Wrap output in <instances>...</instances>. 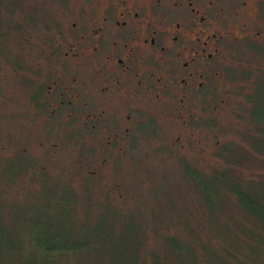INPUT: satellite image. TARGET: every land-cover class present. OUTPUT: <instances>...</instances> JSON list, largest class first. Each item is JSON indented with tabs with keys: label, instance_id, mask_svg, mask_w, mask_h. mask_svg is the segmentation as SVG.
<instances>
[{
	"label": "rangeland",
	"instance_id": "obj_1",
	"mask_svg": "<svg viewBox=\"0 0 264 264\" xmlns=\"http://www.w3.org/2000/svg\"><path fill=\"white\" fill-rule=\"evenodd\" d=\"M75 1L0 0V264H50L35 248L44 236L66 237L63 244L73 246L52 264H259L264 247L245 256L249 243L241 239L251 234L239 228L252 223L241 195L264 196V0L258 16L253 12L261 34L229 50L195 137L180 119L159 116L156 125L146 120L134 146L115 151L33 104L34 86L50 68L49 48L75 14ZM195 165L207 174L198 175ZM68 177L71 190L60 182ZM217 189L226 196L219 214ZM107 197L124 206L82 207ZM122 209L133 217L115 222ZM167 235L189 240L195 255L183 244L187 254L172 258ZM227 246L241 259L228 256Z\"/></svg>",
	"mask_w": 264,
	"mask_h": 264
},
{
	"label": "flooded vegetation",
	"instance_id": "obj_2",
	"mask_svg": "<svg viewBox=\"0 0 264 264\" xmlns=\"http://www.w3.org/2000/svg\"><path fill=\"white\" fill-rule=\"evenodd\" d=\"M75 2L33 104L112 151L134 146L159 116L180 119L194 138L229 50L261 34L260 0Z\"/></svg>",
	"mask_w": 264,
	"mask_h": 264
},
{
	"label": "trees",
	"instance_id": "obj_3",
	"mask_svg": "<svg viewBox=\"0 0 264 264\" xmlns=\"http://www.w3.org/2000/svg\"><path fill=\"white\" fill-rule=\"evenodd\" d=\"M55 39L56 37H54V42H55ZM7 40V39H5ZM53 43V42H52ZM36 93V92H34ZM33 93V94H34ZM258 151H260L258 149ZM220 154H222V152L220 151ZM190 166H193V163L191 162H188V163H184L183 164V167L185 169H190L192 167ZM196 166V170L198 171V175H204L207 174V170L203 169V168H200V165H195ZM195 168V167H194ZM219 171V168H215ZM85 170V173L88 174L87 177H89V179H95V171H88L86 169ZM217 171V172H218ZM211 172V176H217V172L214 171H210ZM76 173H79V172H76ZM84 173V172H83ZM84 173V174H85ZM94 173V174H93ZM71 178H74L75 177H71ZM71 178H66L65 181H60L62 182L65 186L69 187L70 190L73 188V185L72 184H75V182H73V180H71ZM56 181V180H55ZM83 188H90V186L87 184V185H84L82 187ZM63 189L60 187L59 188V192H62ZM217 197H218V201H217V206L215 207V209L218 208V210L216 211L217 214L221 213L223 210V208H226V205L225 207L221 206L220 207V200H222L224 203L226 202L224 199H226V196L225 197H222V190L220 189H217L215 191ZM228 195V194H227ZM237 195V194H236ZM254 194L251 193V190L250 192H244L242 195H241V198H240V202L244 201L246 202L247 201V204L244 206V208L246 209L245 210V213H246V216H247V223L248 221L251 220V225L250 227L247 229V228H244V227H241L239 228L241 232H244L247 234V232L249 231V233L251 234V238L250 237H244L241 239V244H245L248 242L249 243V249H248V252L245 254V256H251L252 255V252L257 251L258 249V246L259 248L260 247H264V218L261 219V222H257L254 218L256 217L258 219V217L260 216V213L264 215V196H260L259 200H255V197L253 196ZM235 196V195H234ZM253 196V197H252ZM110 197H107V198H102V199H86L83 203H82V207L85 208L86 210H88L89 208H91L92 206H100L103 202H108L110 205L111 204H115L118 205V206H124L123 204H118L117 203V198H114V197H111V199H109ZM253 199V200H252ZM104 200V201H103ZM109 200V201H108ZM122 200V199H121ZM93 201H96L95 204H93ZM113 203H111V202ZM223 203V204H224ZM242 204V203H241ZM243 205V204H242ZM220 207V208H219ZM247 207V208H246ZM243 208V207H242ZM243 208V209H244ZM257 210V211H255ZM119 215L118 217L117 216H114V220L115 222H119V220L122 218V217H126L128 216L129 218L130 217H133V213L132 211H128V210H125V209H122V211L120 210L119 212H117ZM216 214V215H217ZM90 216V215H89ZM98 213H95L93 215V217H98ZM137 216V215H135ZM214 216V215H213ZM138 217V221L141 222V219H140V216H137ZM253 217V218H252ZM249 218V219H248ZM260 218V217H259ZM254 219V222L252 221ZM246 223V222H245ZM247 225V224H246ZM251 229V230H249ZM190 231H195L194 228H190ZM238 231V230H237ZM232 233H234L233 231H231ZM237 233V232H235ZM239 235V234H238ZM248 238H250V240H248ZM68 238H63V236H58V237H55V238H51V237H48V236H44V237H40V239H37V244H35V248H36V252H40V253H45L46 255V259H49L48 262L50 264H52V262L54 260H57V259H61L63 256H61L62 254L66 253L68 250H70L73 246L72 245H67V244H63L64 243V240H66ZM245 240V241H244ZM163 242H164V245L165 247L167 248V250L170 251L171 249V254H172V258L174 257L175 259L177 257H175V253H177V251H179V253L182 252L181 256H183L184 254H187V251L186 249H183V244H185L186 246H188L189 248V254L191 253L192 256L193 255V252H192V249H193V246H192V243L189 241V240H186L184 238H181L180 236L178 235H167V236H163ZM226 245V244H224ZM224 245L222 246V248H224ZM258 245V246H257ZM257 246V247H256ZM206 245L204 244V249H203V253H205L207 250H206ZM229 246H227L225 249H227ZM73 249V248H72ZM224 249V250H225ZM194 250V249H193ZM229 251H227V255L230 256V255H233L234 257L236 258H239L241 259V255L240 253L236 250V249H233V248H228ZM258 251L260 252V254L263 252V255H264V248L261 250V249H258ZM174 252V254H173ZM231 253V254H230ZM223 254V255H222ZM207 255V253H206ZM215 256H218L216 255V253L214 254ZM227 255H224V253L222 252L221 253V258H219L220 260L223 259V260H226L224 258L228 257ZM201 257V254L199 255ZM209 256V255H207ZM254 256V254H253ZM252 256V258H253ZM212 258V256H210ZM220 257V256H219ZM224 257V258H223ZM166 259V258H165ZM247 259V258H246ZM244 259V260H246ZM255 259V258H253ZM230 260V259H229ZM241 259V261L244 263V264H247L246 261H244ZM252 260V259H251ZM231 261V260H230ZM255 261V260H254ZM258 263L259 264H264V256H263V259H257ZM164 262V261H163ZM221 262V261H220ZM232 262V261H231ZM162 264V262H161ZM165 264V263H164ZM223 264H228V263H223ZM250 264H253V262Z\"/></svg>",
	"mask_w": 264,
	"mask_h": 264
}]
</instances>
